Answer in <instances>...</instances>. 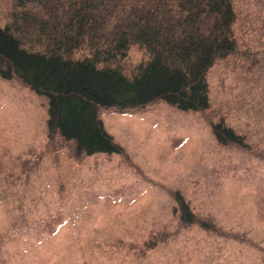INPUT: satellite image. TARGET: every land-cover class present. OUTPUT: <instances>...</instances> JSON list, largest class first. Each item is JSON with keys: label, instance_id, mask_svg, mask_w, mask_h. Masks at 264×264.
<instances>
[{"label": "rangeland", "instance_id": "rangeland-1", "mask_svg": "<svg viewBox=\"0 0 264 264\" xmlns=\"http://www.w3.org/2000/svg\"><path fill=\"white\" fill-rule=\"evenodd\" d=\"M233 2L237 52L208 70V110H101L125 155L75 157L44 98L0 78V264H264V0ZM145 58L132 44L121 64ZM219 117L245 147L216 141ZM176 189L213 230L179 221Z\"/></svg>", "mask_w": 264, "mask_h": 264}, {"label": "trees", "instance_id": "trees-1", "mask_svg": "<svg viewBox=\"0 0 264 264\" xmlns=\"http://www.w3.org/2000/svg\"><path fill=\"white\" fill-rule=\"evenodd\" d=\"M235 22L233 0H15L0 25V78L44 98L49 140L71 142L75 157L125 155L101 110H139L158 101L208 110L207 72L237 52ZM132 44L146 58L126 72L121 63ZM210 128L218 143L246 146L223 118ZM174 200L181 223L214 229L177 189Z\"/></svg>", "mask_w": 264, "mask_h": 264}]
</instances>
